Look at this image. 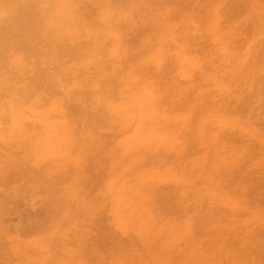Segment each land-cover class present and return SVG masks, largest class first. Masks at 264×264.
<instances>
[{
  "label": "rangeland",
  "instance_id": "rangeland-1",
  "mask_svg": "<svg viewBox=\"0 0 264 264\" xmlns=\"http://www.w3.org/2000/svg\"><path fill=\"white\" fill-rule=\"evenodd\" d=\"M70 1L49 24L65 52L5 72L0 264H264V0ZM75 40L88 56L72 57ZM30 76L46 89L18 129L8 105Z\"/></svg>",
  "mask_w": 264,
  "mask_h": 264
},
{
  "label": "bare ground",
  "instance_id": "bare-ground-1",
  "mask_svg": "<svg viewBox=\"0 0 264 264\" xmlns=\"http://www.w3.org/2000/svg\"><path fill=\"white\" fill-rule=\"evenodd\" d=\"M43 1V0H42ZM46 1V0H45ZM70 0H48L47 2H45L44 4H46L45 5V7H41V6H39L37 3H38V1L36 2L35 0H0V11H2V10H5V12L6 11H8L9 10V12L7 13V17L5 18V20H6V26H5V28H3L2 27V29L3 30H1L0 31V80H2V82L0 83V95H2L3 93L5 94V92L3 91V93L1 92V90L3 89L4 90V82H7V76H5V72H9L10 71V69H9V66L10 67H14V68H16V69H18V68H21L22 69V67H24L25 65H24V61H25V59H26V57H29V56H35V58L37 57V60L39 59L38 58V55L36 56V53H37V51H39V52H41L39 55H41L42 54V52H44V54L43 55H45V56H52L53 55V57L55 56V58H56V56L58 57L59 55H60V53H58L59 51H61V52H65V51H63V50H61V49H63V47L61 48V47H59L58 48V46H62V45H57V41L53 38V36H52V34L50 35L49 34V32H50V29L51 28H49L51 25H49L51 22H54L55 20H58V19H60L61 17L63 18V17H65L67 14H66V8H68L69 7V3H71L72 1H70ZM126 1V0H125ZM69 2V3H68ZM136 2V1H135ZM41 4V3H40ZM76 4H78V3H76ZM83 5H84V3H82ZM68 5V6H67ZM93 5V4H92ZM91 5V6H92ZM71 6V5H70ZM80 6V5H79ZM131 7V6H130ZM70 8V7H69ZM77 8V7H76ZM89 8V7H88ZM96 8V7H95ZM81 10H83V11H85L84 9H81ZM13 11H15V13L16 14H13V13H11V12H13ZM143 11V10H142ZM80 12V11H79ZM82 12V11H81ZM74 13V12H73ZM76 13H78V12H76ZM114 14V13H113ZM82 15V14H81ZM116 15V14H115ZM122 15V14H121ZM3 16V15H2ZM70 16V15H69ZM93 16V15H92ZM0 17H1V14H0ZM75 17V16H74ZM82 17V16H81ZM100 17V16H99ZM98 17V18H99ZM3 18V17H2ZM72 18V17H71ZM112 18H114V16L112 17ZM84 19V18H83ZM83 19H81V20H83ZM106 19V18H105ZM124 19V18H123ZM122 19V20H123ZM68 20V19H67ZM80 20V19H79ZM80 20V21H81ZM97 20V19H96ZM107 20V19H106ZM66 21V20H65ZM89 21V20H88ZM115 21V20H114ZM113 21V22H114ZM63 22V21H62ZM98 22V21H97ZM144 22V21H143ZM58 23V22H57ZM68 23V22H67ZM91 23V22H90ZM99 23H100V21H99ZM112 23V22H111ZM117 23V22H116ZM123 23V22H122ZM132 23V22H131ZM148 23V22H147ZM92 24V23H91ZM115 24V23H114ZM117 24H119V23H117ZM120 24H121V22H120ZM104 25V24H103ZM103 25H102V27H103ZM127 24H125V26H126ZM3 26V25H2ZM92 26V25H91ZM157 27V26H156ZM1 28V27H0ZM106 28V27H105ZM111 29V28H110ZM130 29V28H129ZM164 29H165V27H164ZM78 31V30H77ZM93 31H95L94 29H93ZM166 31H168V30H166ZM74 32V31H73ZM172 32V31H171ZM157 33V32H156ZM93 34V33H92ZM160 34V33H159ZM96 35V34H95ZM104 36V35H103ZM121 36V35H120ZM161 36H163V35H161ZM109 37V36H108ZM143 37H145V36H143ZM160 37V36H159ZM174 37V36H173ZM110 38V37H109ZM121 38H122V36H121ZM165 38V37H164ZM176 38V37H175ZM155 39H157V38H155ZM154 39V40H155ZM159 39V38H158ZM168 39H169V35H168ZM174 39V38H173ZM105 40H107V39H105ZM112 40V39H111ZM110 40V41H111ZM163 40H165V39H163ZM170 40V39H169ZM172 40V39H171ZM76 41V44H75V47L73 48V49H70V51H72V57L73 58H75V56H77V57H79V54L80 55H86V56H88V53H86L85 51H83V50H85L84 48L85 47H88V45H86L85 46V44H84V42H82L83 40H81V41H79V40H75ZM113 41V40H112ZM167 41V40H166ZM10 42H11V44H10ZM140 42V41H139ZM159 42H160V40H159ZM87 43H89V41L87 42ZM107 43V42H106ZM112 43V42H111ZM123 43V42H122ZM127 43V42H126ZM153 43V42H152ZM169 43V42H168ZM90 44V43H89ZM92 44V43H91ZM94 44H96V43H94ZM98 44V43H97ZM110 44V43H109ZM157 44H159L158 42H157ZM107 45H108V43H107ZM106 45V46H107ZM71 46V45H70ZM73 46V45H72ZM103 46V45H102ZM109 46V45H108ZM150 46V45H149ZM112 47V46H111ZM114 47V46H113ZM125 47V46H124ZM157 47V46H156ZM61 48V49H60ZM71 48V47H70ZM95 48V47H94ZM39 49V50H38ZM65 49V48H64ZM104 49V48H103ZM106 49V48H105ZM115 49V48H114ZM42 50H44V51H42ZM102 50V49H101ZM120 50V49H119ZM162 50V49H161ZM9 51H12L11 52V54H8V52ZM103 51H105V50H103ZM150 51V50H149ZM38 52V53H39ZM96 52V51H95ZM107 52H108V50H107ZM37 53V54H38ZM111 53V52H110ZM131 53V52H130ZM158 53V52H157ZM156 53V54H157ZM183 53V52H182ZM64 54V53H63ZM96 54H97V52H96ZM153 55V54H152ZM178 55V54H177ZM92 56H94V55H92ZM103 56H105V55H103ZM106 56H107V54H106ZM178 56H181V55H178ZM42 58H43V56H41ZM71 57V56H70ZM113 57V56H112ZM147 57V56H146ZM153 57V56H152ZM45 58V57H44ZM50 58V57H49ZM55 58L53 59V60H55ZM72 58V59H73ZM84 58V57H83ZM109 58V57H108ZM122 58V57H121ZM159 58V57H158ZM77 58H75V60H76ZM95 59V58H94ZM234 59V58H233ZM40 60V59H39ZM42 60V59H41ZM46 60H47V58H46ZM49 60V59H48ZM47 60V61H48ZM80 60V59H79ZM99 60V59H98ZM181 60V59H180ZM183 60V59H182ZM34 61V60H33ZM44 61V60H43ZM46 61V62H47ZM60 61L62 62V60H61V58H60ZM66 61V60H65ZM95 61V60H94ZM102 61V60H101ZM103 61H105V60H103ZM110 61V60H109ZM143 61V60H142ZM179 61V60H178ZM42 62V61H41ZM111 62V61H110ZM116 62H120V61H116ZM31 63V62H30ZM33 63V62H32ZM67 63H68V60H67ZM95 63V62H94ZM156 63V62H155ZM8 64H10V65H8ZM52 64H53V62H52ZM54 64H56V63H54ZM53 64V65H54ZM142 64V63H141ZM182 64H184V62L182 63ZM42 66V64H39V66ZM59 65H60V62H59ZM61 65H64V62L61 64ZM102 65H103V63H102ZM104 65H106V63L104 64ZM110 65V64H109ZM187 65V64H186ZM36 67H38V65H35ZM48 66H49V64H48ZM97 66H99V65H97ZM107 66H108V64H107ZM138 66V65H137ZM136 66V67H137ZM183 66V65H182ZM185 66V65H184ZM190 66V65H189ZM54 67V66H53ZM61 66H59V68H60ZM40 68V67H39ZM38 68V69H39ZM43 68V69H42ZM41 69L44 71L45 70V68L44 67H42ZM55 68V67H54ZM56 68H58L57 66H56ZM185 68V67H184ZM188 68V67H187ZM29 69V68H28ZM61 69V68H60ZM60 69H58L59 71H61V73H62V70H60ZM75 69V68H74ZM87 69V68H86ZM90 69V68H89ZM91 69H92V67H91ZM136 69H138V68H136ZM141 69V68H140ZM183 69V68H182ZM181 69V70H182ZM9 70V71H8ZM34 70V69H33ZM36 70H37V68H36ZM41 70V71H42ZM57 70V69H56ZM55 70V71H56ZM79 70V69H78ZM84 70V69H83ZM38 71V70H37ZM42 71V72H43ZM58 71V72H59ZM101 71V70H100ZM136 71V70H135ZM147 71V70H146ZM11 72V71H10ZM57 72V73H58ZM65 72V71H64ZM67 72H68V70H67ZM76 72V71H75ZM74 72V73H75ZM80 72V71H79ZM85 72V71H84ZM84 72H83V74H84ZM89 72V71H88ZM93 72H95V71H93ZM186 72V71H185ZM12 73V72H11ZM18 73L19 72H17V74L16 75H18ZM31 73V72H30ZM41 72H39L38 74H40ZM44 73V72H43ZM66 73V72H65ZM70 72H68L67 73V75L69 74ZM72 73V72H71ZM81 73V72H80ZM108 73V72H107ZM136 73V72H135ZM142 73V72H141ZM9 74V73H8ZM22 74H24V73H22ZM21 74V75H22ZM42 74V73H41ZM51 74V73H50ZM59 74V73H58ZM57 74V75H58ZM63 74V73H62ZM103 74V73H102ZM110 74V73H109ZM113 74H115V73H113ZM20 75V76H21ZM47 75V74H46ZM77 75H79V74H77ZM99 75V74H98ZM104 75H106V73L104 74ZM116 75V74H115ZM141 75V74H140ZM10 76V75H9ZM8 76V77H9ZM62 76H65V74H63ZM62 76H61V78H62ZM69 76H72V74L71 75H69ZM82 76V75H81ZM14 77H15V73H14ZM28 77V76H27ZM36 77V76H35ZM80 77V76H79ZM102 77V76H101ZM100 77V78H101ZM106 77V76H105ZM128 77H130V76H128ZM10 78V77H9ZM22 77H19L18 76V80H15L16 82L15 83H17L18 81H20V79H21ZM26 78V77H25ZM24 78V79H25ZM29 78H34V77H29ZM65 78V77H64ZM63 78V79H64ZM68 78V77H67ZM103 78H104V76H103ZM102 78V79H103ZM114 78H116V77H114ZM119 78V77H118ZM144 78V77H143ZM7 79V80H6ZM13 79V78H12ZM15 79V78H14ZM13 79V80H14ZM35 79V78H34ZM32 80L31 81V83H33V85H35V83H36V81L35 80ZM76 79H78V78H76ZM87 79V78H86ZM110 79V78H109ZM130 79V78H129ZM146 79V78H145ZM153 79V78H152ZM29 80V79H28ZM55 80V79H54ZM57 80V79H56ZM68 80V79H67ZM71 80V79H70ZM84 80V79H83ZM91 79H89V81H90ZM93 80V79H92ZM96 80H97V78H96ZM100 80V79H99ZM98 80V81H99ZM108 80V79H107ZM113 80V79H112ZM149 80V79H148ZM147 80V81H148ZM10 81H12L11 79H10ZM10 81H8V82H10ZM25 81V80H24ZM39 81L41 82V80L39 79ZM63 81V80H62ZM61 81V82H62ZM115 81V80H114ZM131 81V80H130ZM144 81V80H143ZM211 81H213V80H211ZM21 82H23V80L21 79V81H20V83ZM40 82H38L39 84H40ZM64 82V81H63ZM96 82V81H95ZM104 82H105V80H104ZM121 82V81H120ZM124 82V81H123ZM141 82V81H140ZM20 83H17V84H20ZM56 83H57V81H56ZM93 83V82H92ZM137 83V82H136ZM151 83V82H150ZM10 84V83H9ZM8 84V85H9ZM27 84L28 83H26V85H25V87L24 88H22L21 86H20V90H18V95H17V97L15 98V97H13L12 99L10 98V101L9 102H11L9 105H8V111H9V113H8V120H10V122L12 123V125L14 126V127H16V128H18V129H20V127L22 126V123H23V118H24V116H23V111H24V107H22L21 105H23L25 102L24 101H27V102H29L28 104H29V107H31V108H35V107H37V105L39 104V102L40 101H42V99L39 97V94H38V89L39 88H45L44 87V84L41 82V85H42V87L39 85H35V87L37 88V87H39V88H37V89H33V85H30V84H28V86H27ZM49 84V82H47V85ZM59 84V83H58ZM79 84V83H78ZM81 84H82V82H81ZM85 84V83H84ZM94 84V83H93ZM96 85V84H95ZM106 85H108V84H106ZM27 86V87H26ZM63 86V85H62ZM79 86V85H78ZM89 86V85H88ZM88 86H86V87H88ZM109 86V85H108ZM129 86V85H128ZM143 86V85H142ZM147 86H148V84H147ZM158 86V85H157ZM14 87V86H13ZM101 87V86H100ZM114 87V86H113ZM145 87V86H144ZM17 88H19V87H17ZM83 88V87H82ZM110 88V87H109ZM108 88V89H109ZM112 88V87H111ZM120 88V87H119ZM134 88V87H133ZM158 88H159V86H158ZM178 88V87H177ZM183 88H184V86H183ZM16 89V88H15ZM46 89V88H45ZM52 89H54V88H52ZM51 88H50V91L52 90ZM57 89V88H56ZM77 89V88H76ZM12 90V89H11ZM64 90V89H63ZM66 90V89H65ZM88 90L90 91V92H92L91 91V89H87L86 91L88 92ZM95 90H97V88L95 89ZM124 90V89H123ZM145 90H147V89H145ZM158 90V89H157ZM156 90V91H157ZM5 91H7V90H5ZM9 91V90H8ZM20 91V92H19ZM46 91V90H45ZM53 91V90H52ZM52 91H51V93H52ZM58 91V90H57ZM67 91V90H66ZM77 91H78V89H77ZM80 91V90H79ZM82 91V90H81ZM105 91H107V90H105ZM136 91V90H135ZM134 91V92H135ZM53 92H56V91H53ZM83 92V91H82ZM81 92V93H82ZM122 92V91H121ZM127 92V91H126ZM158 92H160V91H158ZM184 92V91H183ZM68 93V92H67ZM80 93V92H79ZM84 93V92H83ZM120 93V92H119ZM123 93V92H122ZM129 93V92H128ZM137 93V92H136ZM163 93V92H162ZM56 94V93H55ZM60 94V93H59ZM65 94V93H64ZM77 95H79L78 94V92L76 93ZM85 94V96H87L86 95V93H84ZM108 94V93H107ZM142 94V93H141ZM6 95H7V93H6ZM56 95H58V93L56 94ZM102 95V94H101ZM130 95H133V93L131 94L130 93ZM178 95V94H177ZM3 96V95H2ZM9 96V95H8ZM45 96V95H44ZM54 96V95H53ZM88 96H89V93H88ZM136 96V95H135ZM140 96V95H139ZM152 96V95H151ZM5 97H7V96H5ZM46 97V96H45ZM91 97V96H90ZM122 97V96H121ZM128 97H129V95H128ZM149 97V96H148ZM161 97V96H160ZM182 97V96H181ZM48 98V97H47ZM126 98V97H125ZM139 98V97H138ZM143 98V97H142ZM153 98V97H152ZM176 98V97H175ZM58 99V98H57ZM85 99V98H84ZM87 99H90L89 97H87ZM47 102H48V100L47 99H45ZM71 100V99H70ZM77 100H78V98H77ZM154 100V99H153ZM169 100V99H168ZM5 100H3V102H4ZM68 101V100H67ZM86 101H89V100H86ZM95 101V100H94ZM106 101V100H105ZM150 101V100H149ZM26 102V103H27ZM83 102V101H82ZM142 102V101H141ZM173 102V101H172ZM49 103H50V100H49ZM54 104H53V106L54 107H56V108H59L60 106H59V103L57 102V101H54L53 102ZM94 103H96V102H94ZM119 103V102H118ZM124 103V102H123ZM178 103V102H177ZM4 104V103H3ZM61 104V103H60ZM67 104V103H66ZM80 104V103H79ZM149 104V103H148ZM44 105V104H43ZM63 105V104H62ZM68 105V104H67ZM143 105V104H142ZM173 105V104H172ZM186 105V104H185ZM47 106H48V104H47ZM69 106V105H68ZM83 106H85V105H83ZM116 106V105H115ZM118 106V105H117ZM175 106V105H174ZM39 107V106H38ZM50 107V106H49ZM96 107V106H95ZM113 107V106H112ZM119 107V106H118ZM122 107V106H121ZM147 107V106H146ZM48 108V107H47ZM120 108V107H119ZM124 109L126 108V107H123ZM153 108V107H152ZM218 108V107H217ZM37 109V108H36ZM42 109V108H41ZM133 109V108H132ZM141 109V108H140ZM48 110V109H47ZM46 110V111H47ZM69 110V109H68ZM92 110V109H91ZM107 110V109H106ZM126 110V109H125ZM62 111V110H61ZM121 111V110H120ZM3 112V111H2ZM42 112V111H41ZM53 112V111H52ZM125 112V111H124ZM133 112V111H132ZM55 113H57V112H55ZM106 113V112H105ZM121 113V112H120ZM126 113V112H125ZM1 114V113H0ZM43 114V113H42ZM140 114V113H139ZM37 115V114H36ZM51 115V114H50ZM56 115V114H55ZM127 115V114H126ZM3 116V115H2ZM133 116V115H132ZM1 117V116H0ZM33 117V116H32ZM31 117V118H32ZM37 117L38 118H40L41 120H46L47 118H48V116L46 117V116H42L40 113H39V115H37ZM52 117V116H51ZM54 117V116H53ZM57 117V116H56ZM108 117V116H107ZM134 117V116H133ZM133 117H129V118H133ZM137 117V116H136ZM158 117V116H157ZM192 117V116H191ZM211 117V116H210ZM4 118V117H3ZM27 118V117H26ZM73 118V117H72ZM168 118V117H167ZM203 118V117H202ZM224 118V117H223ZM64 119V118H63ZM151 119V118H150ZM225 119V118H224ZM36 120V119H35ZM64 120H66V119H64ZM75 120V119H74ZM81 120V119H80ZM155 120V119H154ZM202 120V119H201ZM208 120V119H207ZM28 121V120H27ZM37 121V120H36ZM52 122H53V120H51ZM78 121V120H77ZM128 121H129V119H128ZM166 121V120H165ZM209 121V120H208ZM33 122H35V121H33ZM49 122V121H48ZM59 122H61V121H59ZM133 122V121H132ZM136 122V121H135ZM161 122V121H160ZM159 122V123H160ZM172 122V121H171ZM181 122V121H180ZM25 123V122H24ZM32 123V122H31ZM42 123V122H41ZM57 123V122H56ZM61 123H64V121H62ZM143 123V122H142ZM175 123V122H174ZM204 123H205V121H204ZM26 124V123H25ZM58 124V123H57ZM75 124H76V122H75ZM80 124V123H79ZM84 124V123H83ZM145 124V123H144ZM143 124V125H144ZM169 124V123H168ZM27 125V124H26ZM32 125V124H31ZM39 125V124H38ZM45 125V124H44ZM48 125V124H47ZM64 125V124H63ZM95 125V124H94ZM139 125V124H138ZM170 125V124H169ZM177 125V124H176ZM33 126V125H32ZM34 126H35V124H34ZM40 126H42V125H40ZM46 126V125H45ZM57 126V125H56ZM55 126V127H56ZM88 126V125H87ZM90 126V125H89ZM157 126V125H156ZM211 126V125H210ZM13 127V128H14ZM51 127V126H50ZM66 127V126H65ZM73 127V126H72ZM139 127V126H138ZM2 128V127H1ZM5 128H7V127H5ZM30 128V127H29ZM57 128V127H56ZM74 128V127H73ZM144 128V127H143ZM164 128V127H163ZM167 128V127H166ZM198 128V127H197ZM23 129V128H22ZM60 129V128H59ZM70 129V128H69ZM91 129V128H90ZM168 130H169V128H167ZM206 129V128H205ZM2 130H4V129H2ZM14 130V129H13ZM131 130V129H130ZM157 130V129H156ZM164 130V129H163ZM168 130H166V131H168ZM45 131V130H44ZM61 131V130H60ZM65 131V130H64ZM173 131V130H172ZM30 132V131H29ZM41 132H42V130H41ZM59 132V131H58ZM132 132V131H131ZM15 133V132H14ZM17 133H19V132H17ZM21 133H23V132H21ZM37 133V132H36ZM64 133V132H63ZM166 133V132H165ZM171 133V132H170ZM176 133V132H175ZM178 133V132H177ZM198 133H201V132H198ZM59 134V133H58ZM78 134V133H77ZM88 134V133H87ZM168 134V133H167ZM173 134V133H172ZM9 135V134H8ZM28 135V134H27ZM31 135H33V134H31ZM41 135V134H40ZM74 135H76V131H75V133H74ZM105 135V134H104ZM142 135V134H141ZM174 135V134H173ZM20 136H22V135H20ZM37 136V135H36ZM69 136V135H68ZM131 136V135H130ZM170 136H172V135H170ZM179 136V135H178ZM28 137V136H27ZM26 137V138H27ZM39 137H41V136H39ZM181 137H182V135H181ZM25 138V139H26ZM35 138V137H34ZM33 138V139H34ZM71 138V137H70ZM74 138V137H73ZM84 138V137H83ZM129 138V137H128ZM200 138V137H199ZM85 139H87V138H85ZM100 139V138H99ZM168 139V138H167ZM166 139V140H167ZM2 140V139H1ZM76 140V139H75ZM117 140V139H116ZM28 141H29V139H28ZM69 141V140H68ZM73 141V140H72ZM205 141V140H204ZM228 141V140H227ZM15 142V141H14ZM19 142V141H18ZM26 142V141H25ZM178 142V141H177ZM176 142V143H177ZM182 142V141H181ZM34 143H35V141H33L32 140V146L33 147H35L36 148V146H37V148L38 147H41V146H39V144H36L35 146H34ZM37 143V142H36ZM46 142L45 141H43V143L41 144V145H43V144H45ZM89 143V142H88ZM114 143V142H113ZM112 143V144H113ZM144 143V142H143ZM198 143V142H197ZM1 144V143H0ZM24 144H26V143H24ZM170 144V143H169ZM174 144V143H173ZM181 144V143H180ZM184 144V143H183ZM195 144H196V142H195ZM194 144V145H195ZM22 145V144H21ZM30 145V144H29ZM75 145H76V143H75ZM78 145V144H77ZM109 145V144H108ZM146 145V144H145ZM155 145V144H154ZM171 145H172V143H171ZM178 145V144H177ZM191 145V144H190ZM15 146V145H14ZM23 146V145H22ZM22 146H20V148L22 147ZM31 146V147H32ZM103 146V145H102ZM147 146V145H146ZM164 146V145H163ZM206 146H207V144H206ZM6 147V146H5ZM24 147V146H23ZM151 147V146H150ZM168 147V146H167ZM180 147V146H179ZM35 148H34V151H36V152H41L42 150L41 149H37V150H35ZM159 148V147H158ZM171 148V147H170ZM189 148V147H188ZM153 149V148H152ZM162 149V148H161ZM169 149V148H168ZM172 149V148H171ZM177 149H179V148H177ZM24 150V149H23ZM30 150V149H29ZM93 150V149H92ZM120 150H121V148H120ZM144 150V149H143ZM158 150V149H157ZM173 150V149H172ZM190 150V149H189ZM44 155H48V153H47V150H46V148H44ZM116 151V150H115ZM174 151V150H173ZM184 151V150H183ZM12 152V151H11ZM18 152V151H17ZM68 152V151H67ZM71 152V151H70ZM69 152V153H70ZM113 152V151H112ZM133 152V151H132ZM144 152V151H143ZM155 152V151H154ZM157 152V151H156ZM101 153V152H100ZM138 153V152H137ZM165 153V152H164ZM187 153V152H186ZM191 153V152H190ZM204 153V152H203ZM202 153V154H203ZM64 154V153H63ZM78 155H79V153H77ZM188 154V153H187ZM13 155V154H12ZM14 155H16V154H14ZM131 155V154H130ZM176 155V154H175ZM188 155H190V154H188ZM192 155V154H191ZM200 155V154H199ZM198 155V156H199ZM204 155V154H203ZM8 156V155H7ZM61 156V155H60ZM12 157V156H11ZM21 157V156H20ZM26 157V156H25ZM32 157V156H31ZM79 157V156H78ZM128 157V156H127ZM144 157V156H143ZM186 157V156H185ZM188 157H190V156H188ZM199 157H201V156H199ZM27 158V157H26ZM29 158V157H28ZM73 158V157H72ZM110 158V157H109ZM119 158V157H118ZM142 158V157H141ZM196 158V157H195ZM194 158V159H195ZM235 158V157H234ZM64 159V158H63ZM190 159V158H189ZM204 159H205V157H204ZM233 159V158H232ZM128 160V159H127ZM138 160H140L139 158H138ZM198 160V159H197ZM208 160V159H207ZM238 160V159H237ZM115 161V160H114ZM161 161V160H160ZM181 161V160H180ZM183 161V160H182ZM200 161H201V158H200ZM14 162H16L15 160H14ZM21 162V161H20ZM49 162V161H48ZM52 162V161H51ZM123 162V161H122ZM188 162V161H187ZM197 162V161H196ZM195 162V163H196ZM202 162V161H201ZM10 163V162H9ZM42 163V162H41ZM46 163V162H45ZM53 163V162H52ZM68 163H71V162H68ZM73 163V162H72ZM115 163H116V161H115ZM121 163V162H120ZM162 163V162H161ZM185 163V162H184ZM190 163V162H189ZM198 163H199V161H198ZM203 163V162H202ZM44 164V163H43ZM59 164V163H58ZM80 164V163H79ZM128 164V163H127ZM204 164V163H203ZM6 165V164H5ZM19 165H21L20 163H19ZM35 165V164H34ZM50 165V164H49ZM110 165V164H109ZM205 165V164H204ZM9 166V165H8ZM38 166V165H37ZM54 166V165H53ZM62 166H63V163H62ZM61 166V167H62ZM73 166V165H72ZM122 166V165H121ZM123 166H125V165H123ZM129 166H131V165H129ZM135 166V165H134ZM137 166V165H136ZM24 167V166H23ZM30 167V166H29ZM48 167V166H47ZM194 167V166H193ZM202 167H203V165H202ZM226 167H228V165H226ZM33 168V167H32ZM56 168H58V167H56ZM114 168V167H113ZM125 168V167H124ZM163 168V167H162ZM181 168V167H180ZM196 168L198 169V167L196 166ZM236 168V167H235ZM50 169V168H49ZM60 169H63V168H60ZM191 169H193V168H191ZM26 170V169H25ZM36 170V169H35ZM55 170V169H54ZM110 170H112V169H110ZM181 170H183V169H181ZM188 170V169H187ZM200 170H201V168H200ZM220 170V169H219ZM38 171H40V170H38ZM45 171V170H44ZM177 171V170H176ZM179 171V170H178ZM195 171H197L198 172V170H195ZM204 171H205V169H204ZM224 171V170H223ZM113 172H115V170L113 171ZM24 173V172H23ZM47 173V172H46ZM52 173H53V171H52ZM56 173V172H55ZM182 173H183V171H182ZM15 174V173H14ZM18 174V173H17ZM60 174H61V172H60ZM63 174V173H62ZM77 174V173H76ZM190 174H191V172H190ZM49 175V174H48ZM180 175V174H179ZM196 175V174H195ZM234 175H235V173H234ZM57 176V175H56ZM200 176H202V175H200ZM182 177V176H181ZM16 178V177H15ZM40 178V177H39ZM150 178V177H149ZM193 178V177H192ZM197 178V177H196ZM118 179V178H117ZM179 179V178H178ZM188 179V178H187ZM239 179V178H238ZM188 181H189V179H188ZM220 181V180H219ZM239 181V180H238ZM193 182V181H192ZM242 182V181H241ZM114 183V182H113ZM131 183V182H130ZM177 183V182H176ZM182 183V182H181ZM190 183V182H189ZM233 183H235L234 181H233ZM237 184H239V182L237 183ZM177 185V184H176ZM112 186V185H111ZM171 186V185H170ZM187 186V185H186ZM239 186V185H238ZM184 187V186H183ZM163 188V187H162ZM240 188V187H239ZM147 189V188H146ZM154 189V188H153ZM158 189V188H157ZM160 189V188H159ZM158 189V190H159ZM173 189V188H172ZM175 189V188H174ZM235 189V188H234ZM236 189H238V188H236ZM112 190V189H111ZM157 190V191H158ZM181 189H179V191H180ZM193 189H191V191H192ZM252 190V189H251ZM156 191V192H157ZM175 191V190H174ZM176 192V191H175ZM238 192V191H237ZM243 192V191H242ZM245 192V191H244ZM107 194V193H106ZM175 194V193H174ZM181 194V193H180ZM233 194V193H232ZM236 194V193H235ZM247 194H250V193H247ZM246 194V195H247ZM108 195V194H107ZM156 195V194H155ZM184 195V194H183ZM238 195V194H237ZM251 195V194H250ZM105 196V195H104ZM146 196V195H145ZM172 196V195H171ZM181 196V195H180ZM179 196V197H180ZM240 196H242V195H240ZM155 197V196H154ZM173 197V196H172ZM184 197H185V195H184ZM177 198V197H176ZM183 198V197H182ZM245 198V197H244ZM151 199V198H150ZM250 199V198H249ZM248 199V200H249ZM135 200V199H134ZM174 200V199H173ZM68 201V200H67ZM103 201V200H102ZM107 201V200H106ZM114 202V201H113ZM222 202V201H221ZM220 202V203H221ZM223 203V202H222ZM250 203V202H249ZM251 203H253V201L251 202ZM150 204V203H149ZM225 204V203H224ZM230 204V203H229ZM115 205V204H114ZM217 205V201H216V204H215V206ZM218 205H220V204H218ZM227 206H228V203L226 204ZM225 205V206H226ZM182 206V205H181ZM223 206V205H222ZM156 207V206H155ZM170 207V206H169ZM183 207V206H182ZM229 207V206H228ZM147 208V207H146ZM151 209V208H150ZM118 210V209H117ZM163 210V209H162ZM119 211V210H118ZM242 211V210H241ZM89 212H90V210H89ZM154 212V211H153ZM229 212V211H228ZM147 213V212H146ZM155 213V212H154ZM174 213H176L175 211H174ZM136 214V213H135ZM151 214V213H150ZM158 214H160V213H158ZM83 215V214H82ZM124 216V215H123ZM153 216V215H152ZM206 217V216H205ZM154 219V218H153ZM152 219V220H153ZM151 220V221H152ZM230 220V219H229ZM128 221V220H127ZM202 222V221H201ZM99 223V222H98ZM216 223V222H215ZM218 226V225H217ZM213 227V226H212ZM180 228V227H179ZM231 230H233V229H231ZM179 231V230H178ZM216 232V231H215ZM214 232V233H215ZM217 232H218V229H217ZM216 232V233H217ZM228 232V231H227ZM174 233H176V232H174ZM218 233H220V232H218ZM240 233V232H239ZM225 234V233H224ZM221 235H222V233H221ZM234 235V234H233ZM212 236V235H211ZM191 237V236H190ZM234 237V236H233ZM230 240H231V238H230ZM35 243V242H34ZM43 243V242H42ZM46 243V242H45ZM205 244V243H204ZM240 244V243H239ZM43 245V244H42ZM85 245V244H84ZM88 246H89V244H87ZM87 245H86V249L88 248L87 247ZM229 245V244H228ZM236 245H238V244H236ZM191 246V245H190ZM189 246V247H190ZM14 247H16V246H14ZM195 247V246H194ZM198 247V246H197ZM211 248V247H210ZM216 248V247H215ZM40 249V248H39ZM39 249H38V251H39ZM200 249V248H199ZM34 250V249H33ZM120 250V249H119ZM118 250V251H119ZM134 250V249H133ZM192 250V249H191ZM205 250V249H204ZM203 250V251H204ZM188 251V250H187ZM199 251V250H198ZM209 251V250H208ZM208 251H207V253H208ZM217 250H215V252H216ZM219 251V250H218ZM126 252V251H125ZM127 252H129V251H127ZM137 252V251H136ZM158 252V251H157ZM185 252H186V250H185ZM210 252H211V250H210ZM210 252H209V254H210ZM97 253V252H96ZM149 253V252H148ZM194 253V252H193ZM33 254V253H32ZM67 254V253H66ZM125 254V253H124ZM140 254V253H139ZM138 254V255H139ZM162 254V253H161ZM174 254V253H173ZM200 254V253H199ZM34 255V254H33ZM152 255V254H151ZM159 255V254H158ZM163 255V254H162ZM168 255V254H167ZM184 255V254H183ZM193 255V254H192ZM124 256V255H123ZM122 256V257H123ZM153 256V255H152ZM169 256V255H168ZM203 256V255H202ZM211 256V255H210ZM21 257V256H20ZM26 257V256H25ZM78 257V256H77ZM121 257V258H122ZM125 257H127V256H125ZM130 257V256H129ZM160 257V256H159ZM166 257V256H165ZM170 257V256H169ZM183 257V256H182ZM41 258H43V257H41ZM40 258V259H41ZM74 258V257H73ZM109 258V257H108ZM166 258H168V257H166ZM206 258V257H205ZM77 259V258H76ZM80 259V258H79ZM138 260H139V257L137 258ZM165 259V258H164ZM180 259V258H179ZM192 259V258H191ZM202 259V258H201ZM214 259V258H213ZM225 259V258H224ZM74 260V259H73ZM72 260V261H73ZM136 260V259H135ZM176 260V259H175ZM40 261V260H39ZM123 261V260H122ZM142 261V260H141ZM174 261V260H173ZM177 262V261H176ZM175 262V263H176ZM193 262V261H192ZM199 262V261H198ZM225 262V261H224ZM117 263V262H116ZM140 263V262H139ZM145 263V262H144ZM179 263V262H178ZM177 263V264H178ZM190 263V262H189ZM201 263V262H200ZM211 263V262H210ZM85 264V263H84ZM115 264V263H114ZM120 264V263H119ZM147 264V263H146ZM154 264H157L156 262L154 263ZM169 264V263H168ZM181 264V263H180ZM207 264H209V262H207Z\"/></svg>",
  "mask_w": 264,
  "mask_h": 264
}]
</instances>
